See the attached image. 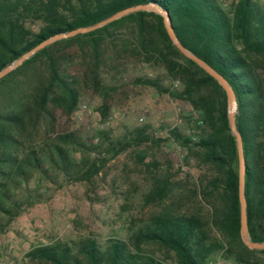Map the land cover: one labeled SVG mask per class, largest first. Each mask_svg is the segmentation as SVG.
Wrapping results in <instances>:
<instances>
[{"label":"trees","instance_id":"16d2710c","mask_svg":"<svg viewBox=\"0 0 264 264\" xmlns=\"http://www.w3.org/2000/svg\"><path fill=\"white\" fill-rule=\"evenodd\" d=\"M234 1L225 9L217 0H0V71L54 35L94 26L127 8L158 7L180 44L234 92L248 232L252 242L264 243V6ZM137 64L163 75L135 83L184 101L196 113L183 117L184 128H169L165 140L185 150L184 166L192 162L203 174L189 188L172 174L151 177L143 203L152 209L145 222L127 228L126 240L39 246L24 255L25 264H210L216 255L232 264H264V250H249L240 239L237 148L226 95L173 45L162 17L147 11L58 40L0 79V231L45 200L44 183L105 182L109 161L129 149L135 167L158 168L144 160L147 146L159 148L164 139L151 135L147 125L115 142L105 131L94 142L67 127L89 90L102 94L95 111L104 124L110 112L105 78L114 81ZM175 80L178 89H172ZM178 187L185 192L175 193Z\"/></svg>","mask_w":264,"mask_h":264},{"label":"rangeland","instance_id":"374dc122","mask_svg":"<svg viewBox=\"0 0 264 264\" xmlns=\"http://www.w3.org/2000/svg\"><path fill=\"white\" fill-rule=\"evenodd\" d=\"M257 1L264 6L263 1ZM157 74L163 75V70L154 71L137 64L114 81L106 77L102 92L110 108L107 121L102 124L95 111L102 104V94L89 90L83 93L67 127L80 133L83 139L92 138L94 142L96 133L105 131L110 141L115 142L134 128L147 125L151 135L164 139L159 148L147 146L144 160L150 165L156 163L158 168L135 167L129 149L109 161L105 182L98 181L94 186L81 182L44 183L42 192L45 200L23 211L0 231V264H25L24 255L28 251L56 242L92 238L104 244L109 239L126 240L127 228L145 222L152 209L150 204L143 203L152 187L151 177L172 174L173 181L185 182L184 186L189 188L203 174L204 171L198 170L192 162L190 166H184L185 150L173 141L165 140L169 128H184L178 120L181 112H191L190 106L167 94H158L151 87L135 83L138 77L153 78ZM163 82L171 88L168 79ZM82 106H86V110H82ZM115 113L121 116L110 119ZM60 123L65 124L64 121ZM141 148L145 149V146ZM75 157L79 159L82 154L78 152ZM178 168L181 172H177ZM183 191L178 187L174 192ZM216 258L222 264H232L223 261L219 255L213 257Z\"/></svg>","mask_w":264,"mask_h":264},{"label":"water","instance_id":"95a60500","mask_svg":"<svg viewBox=\"0 0 264 264\" xmlns=\"http://www.w3.org/2000/svg\"><path fill=\"white\" fill-rule=\"evenodd\" d=\"M138 11H147V12H153L155 14H158L162 17L163 26L164 29L170 39V41L173 43V45L178 49V51L187 59L194 62L199 68H201L203 71H205L209 76H211L222 88L226 95V111H227V120L229 124V128L231 130V133L233 134L236 142V148H237V159H238V202H239V221H240V239L243 245L248 248L249 250H264V243H256L252 242L249 237L248 232V225H247V214H246V208H247V202L245 198V172H246V164L245 159L243 155V147H242V139L241 135L236 129L235 125V113H236V99L234 92L228 82L220 75L218 74L212 67H210L207 63H205L203 60L195 56L193 53L188 51L186 48H184L178 39L175 36V33L171 27L170 20L168 17V14L160 10L158 7L153 5H139L131 8H127L125 10H122L113 16L97 23L94 26L88 27V28H79L73 31H70L68 33L64 34H57L52 36L51 38L42 41L40 44L35 46L33 49H31L29 52L22 55L19 59L14 61L12 64L8 65L4 69L0 71V79L8 75L10 72L15 70L17 67H19L25 60H27L29 57H31L34 53L37 51L43 49L44 47L58 41L61 39H67L74 37L79 34H86L88 32H91L93 30H96L98 28H101L105 26L106 24H109L123 16H126L128 14L138 12Z\"/></svg>","mask_w":264,"mask_h":264},{"label":"built area","instance_id":"2783aa9c","mask_svg":"<svg viewBox=\"0 0 264 264\" xmlns=\"http://www.w3.org/2000/svg\"><path fill=\"white\" fill-rule=\"evenodd\" d=\"M261 1H263L264 2V0H261ZM217 2L220 4V6L222 7V8H225V9H227V8H229L230 7V5L232 4V3H235L236 1H234V0H217ZM180 87V82L178 81V80H175V81H173L172 82V89H178ZM86 106H82V110H86ZM180 117H179V120H178V122L179 123H183V117H188V116H191V117H193V116H196V113L195 112H193V111H191L190 113H188V114H184L183 112H181L180 113ZM119 116H121V114H117V113H115V114H113V115H111L110 116V119H116V118H118ZM140 120L142 121L143 120V117L142 118H140ZM186 134L187 135H191V132H190V130H188V129H186ZM191 140H195V138L194 137H191ZM210 264H222V261L219 259V258H216V259H214V260H212L211 262H210Z\"/></svg>","mask_w":264,"mask_h":264}]
</instances>
